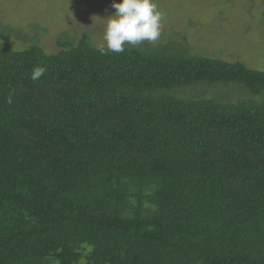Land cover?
I'll list each match as a JSON object with an SVG mask.
<instances>
[{
    "label": "trees",
    "instance_id": "1",
    "mask_svg": "<svg viewBox=\"0 0 264 264\" xmlns=\"http://www.w3.org/2000/svg\"><path fill=\"white\" fill-rule=\"evenodd\" d=\"M0 30V264H264V72Z\"/></svg>",
    "mask_w": 264,
    "mask_h": 264
},
{
    "label": "rangeland",
    "instance_id": "2",
    "mask_svg": "<svg viewBox=\"0 0 264 264\" xmlns=\"http://www.w3.org/2000/svg\"><path fill=\"white\" fill-rule=\"evenodd\" d=\"M114 0H0V26L11 28L15 51L34 46L56 54L86 39L104 45L107 18ZM121 2V0H115ZM164 13L163 29L155 42L132 46L148 53L204 57L264 72V0H156ZM5 39L0 30V46ZM180 98H213L223 104L248 101L236 84L197 86L173 94Z\"/></svg>",
    "mask_w": 264,
    "mask_h": 264
},
{
    "label": "clouds",
    "instance_id": "3",
    "mask_svg": "<svg viewBox=\"0 0 264 264\" xmlns=\"http://www.w3.org/2000/svg\"><path fill=\"white\" fill-rule=\"evenodd\" d=\"M115 12L107 18L101 53H122L126 45L157 41L163 29L164 13L159 10L156 0H121L113 2ZM44 69L33 70L31 79L38 80ZM12 103V94L6 98Z\"/></svg>",
    "mask_w": 264,
    "mask_h": 264
}]
</instances>
